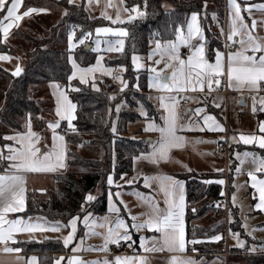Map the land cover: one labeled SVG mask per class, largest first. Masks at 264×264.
Segmentation results:
<instances>
[{
  "label": "snow or ice",
  "instance_id": "snow-or-ice-1",
  "mask_svg": "<svg viewBox=\"0 0 264 264\" xmlns=\"http://www.w3.org/2000/svg\"><path fill=\"white\" fill-rule=\"evenodd\" d=\"M74 0H68L69 4H72ZM123 2V0H121ZM23 0H0V13H3L0 18V33L3 34V38L6 40L10 30L13 27H18L20 21L24 17H28L33 13L46 12L44 8L28 7L22 13L20 12ZM229 8L233 13L232 21L230 25V34L227 40L232 44H238L240 47L236 51H230L223 53L219 50L215 52V62L211 63L205 55V45L202 42L204 37L201 34V30L197 25V13L193 12L191 20L187 25V33L182 28L175 29V39L162 41L156 39L155 50L148 54V59L151 60L154 55H159L161 59L156 60L155 63H161V60L167 56L169 63L165 64V68L157 71L156 68H150L149 71L154 75L149 76V88H155L158 91L168 93H181V92H204L207 87L208 92L214 90L213 85L217 88L221 84V77H227V87L233 91H240L247 89L252 93H259L264 91V38L253 35L255 32L257 21L252 20L251 26L245 22V18L241 15V6L237 3V0H228ZM252 8L257 11L264 12V4L248 5L244 9L251 13ZM125 12H129L128 21L134 20L137 16H143L144 13L140 11L139 5H134L131 9L124 8ZM134 13L135 15H132ZM67 14V13H65ZM106 19H112L105 14ZM113 24H123L124 20L121 19L119 11L115 19H112ZM264 24V21H260ZM96 34H111L118 37H126L128 32L123 29L113 28H97ZM223 31V30H222ZM159 32H154L153 36H159ZM91 36V33L83 34L78 40H75V33H69L68 36V51L71 53L77 44H84ZM194 36L199 37L198 44L192 45L190 41ZM234 37H239L234 39ZM96 48L94 51H100V41L96 40ZM108 44L107 51H123L124 40L118 39L115 42L105 41ZM152 43V41H150ZM181 46L190 48V54L187 55V59L182 58L180 53ZM12 59L6 55H0V60ZM102 58H97L96 65L99 66ZM139 57L133 55L132 62L136 68L142 67L137 63ZM68 61L72 65L71 75L67 77L69 84L68 89L71 91H80L79 88L73 87L71 81L79 76L80 83H87L86 77L88 74L96 70L95 67L80 68L72 55L68 56ZM175 62L178 67L174 68L171 75H166L165 71L168 68L173 67ZM23 69L17 65L13 76H19ZM106 72H111V69H105ZM119 79V77H114ZM126 87V82L121 81ZM52 87L56 89L53 95H56V115L60 120L67 121V128L75 131V127L72 123L76 116L74 115L77 105L74 104L68 97L67 92L61 89L59 84H53ZM92 87L96 89L95 83ZM98 90V89H96ZM123 91V89H121ZM58 93V95H57ZM168 103H165V97H159L161 105L164 109V115L160 117L161 123L151 120L145 127V132L157 133L156 140L145 141L150 146V151L142 152L140 156L134 157V159H146L153 164L159 165L162 161H169L172 159L171 153L175 149H182L186 143H188L186 137L182 134L189 131H204L205 128L209 131L223 132L224 128L216 122L215 118L205 113V108L198 107L195 109V115L199 116L203 121V126L200 124H193L189 122L187 124L180 122V116L177 112V105L179 100L175 96H169ZM181 99H191L190 97H182ZM253 108L252 111H257L256 96L252 97ZM260 111H264V96L260 97ZM219 107V104L215 105ZM119 111V106L117 107ZM202 113H205L201 116ZM26 123V131L18 132L14 135L5 136V140L13 141V144L4 145L7 149V155H4L0 151V165L4 161H7V166L3 168V172L0 173V245H4L2 251L4 253H18L20 248L9 246V242L12 244L17 243L14 239L15 233H35L37 231H53L58 232L61 227H68L70 231L66 237L63 238L64 247L67 248L75 238L77 231V221L79 217H73L68 221V224L61 225L58 222L52 225H46L44 223H29L23 218H16L9 220L6 218L9 213H18L25 210V194H26V176L29 173H51L58 169L66 167L65 164V137L56 132V129L60 127V122L48 123L47 127L52 130V144L49 150L42 151L40 147L41 137L32 130L31 119ZM141 115L147 117V112L141 109ZM260 135H241L240 140L248 144H256L260 149H264V122H260L258 125ZM112 131L115 132L116 128L113 125ZM208 141H195V143H203ZM47 148V145H44ZM236 158L240 160L241 164H244L248 158H251L252 164L255 166V172H250L249 177L252 183V187L259 192V202L254 205L255 209L264 211V179H258L255 173H264V157L256 155L254 152L237 153ZM186 167L185 165H182ZM222 171V170H218ZM239 173L240 167L236 168ZM124 179L123 176L120 177ZM136 178L127 180L126 183L131 185ZM107 183L112 186L115 182L113 176L107 177ZM157 185L158 191L164 196V207L161 208L159 202L154 197L145 195L142 192H134L135 195L143 204L147 206V211L143 213L146 219L143 222L137 223L139 219L137 216H130L132 221L131 225L126 223L125 219L120 217V207L113 200V194L109 192L108 196V212L116 215L115 221L109 220L106 216L103 221L97 223L96 220H91V214L84 216L85 227L88 231L85 236H99L103 243L100 246H90L83 248L84 239L80 240V243L71 249L73 253L80 251H101L104 253H110V245L120 246L121 242L132 241L131 229L141 231L147 229L159 233V236L147 238L140 237L139 247L144 252H164L169 253H185L186 244L192 245L201 243L200 240L192 239L186 241L185 239V226H184V182L175 179L171 175L157 174L143 177V185L145 188H151L152 184ZM211 183V181H206ZM216 183L223 184V180H218ZM119 188L120 185H117ZM120 192L117 191L115 196L120 197ZM86 201H93L95 199L91 194L86 196ZM233 203H235V195H233ZM120 204L123 201L120 200ZM126 208V206H125ZM31 220V217L28 218ZM107 226L105 233L96 232V227L104 228ZM246 227V225H245ZM254 229L253 231H255ZM237 239V245L241 248L245 246V242L239 239V233H232ZM221 236L215 235L211 237L212 241H219ZM150 246H146L149 245ZM135 243V241H132ZM132 247V244H129ZM253 250L254 249H250ZM192 251H196L195 248ZM64 257H60L55 261V264H61ZM36 257H31L27 261V264H36ZM149 264L146 257L143 256H121L115 255L111 260L105 257L103 260H95L86 262L78 256H71L67 259V264ZM2 264V262H0ZM168 264H200L199 261L191 257H181L178 255H172L168 261Z\"/></svg>",
  "mask_w": 264,
  "mask_h": 264
},
{
  "label": "trees",
  "instance_id": "trees-1",
  "mask_svg": "<svg viewBox=\"0 0 264 264\" xmlns=\"http://www.w3.org/2000/svg\"><path fill=\"white\" fill-rule=\"evenodd\" d=\"M29 1L27 0V3ZM46 1L63 11L60 19L44 26L45 18L35 17L33 21L26 22L22 29L13 34L12 41L0 43V51L10 55L12 59L14 57L19 59L23 69L19 76H13L12 72L0 65V149H4V145L9 144V140L4 139L5 136L26 130L29 114L36 131H44L47 106L46 101L38 98L35 93L33 88L35 85L46 86L56 82L66 88L70 100L77 105L74 121L76 131L67 136L69 145L67 172L54 179L62 181L58 190L59 195L57 197L50 191L47 200H42L39 191L30 190L27 193L26 209L20 214L23 217H41L48 222H58L66 226L73 217L81 218L90 213L92 219H95L108 212V193L114 191L115 186L108 185L107 177L112 175L115 181L121 175L132 172L134 157L145 152L147 144L144 139H136L112 131L113 121L108 117V107L111 104L110 92H117L114 91V83L103 85L99 82V88L96 90L91 83L71 81L72 86L79 88L80 91H71L67 87L69 84L67 77L72 72L68 56L73 54L81 67L94 64L98 53L87 49V45H93L96 41L97 28L109 24L103 19L91 18L83 6L69 4L68 0ZM125 3L129 8L139 5L144 17L125 24L128 35L124 50L120 53L121 58L110 60L106 57L104 63L107 66H123L129 72L125 76L128 87L139 85L136 80L129 79L130 73L132 75L136 73L133 70L132 57L137 54L147 55L152 44L150 41L175 39V29L186 28L190 15L193 12L202 13L205 3L216 4L220 18L223 14V0H125ZM166 4L170 5L169 9L165 8ZM35 25H42V28ZM205 25L208 35L213 36L212 29L207 23ZM72 32L75 33V40L85 33H91V36L85 40V44H77V47L69 53L68 36ZM154 32H159L160 35L153 36ZM16 40L20 42L15 43ZM19 50L22 52L19 53ZM149 108L151 109V106ZM123 116L127 121L135 120V117H129L130 113H125ZM80 148L92 149V155L87 157ZM229 157L231 158V154ZM7 163L4 161L0 169L3 170ZM234 168L231 164L227 173L230 188ZM177 176L186 183L189 204L187 238L190 241L200 237L199 231L193 225L200 217V210L192 211L191 205L203 195L208 198L207 203L221 201L225 197V183L224 186L214 183L203 187L200 181L206 178L225 181L226 175L224 172L212 174L187 172ZM99 187L102 190L97 193ZM89 194L97 196L89 202L85 199ZM83 206L85 210L82 212ZM229 208H232L231 203ZM122 212L123 216L129 219L125 211ZM233 214L237 219V211ZM236 222L237 226L233 229L241 230L239 222L237 220ZM65 229L67 230L68 227ZM83 233L84 227L80 224L77 238H81ZM22 249L26 250V253L39 254V264H55L54 254L68 253L71 247L65 248L60 239H50L42 242H25ZM189 249H191L190 244ZM61 264H67V261L64 260ZM247 264H264V256L260 257L258 263Z\"/></svg>",
  "mask_w": 264,
  "mask_h": 264
},
{
  "label": "crops",
  "instance_id": "crops-1",
  "mask_svg": "<svg viewBox=\"0 0 264 264\" xmlns=\"http://www.w3.org/2000/svg\"><path fill=\"white\" fill-rule=\"evenodd\" d=\"M34 1L35 0H32L31 3ZM31 3H30V1L27 3V0H23L20 12L22 13L28 7L44 8V9H47V11L41 12V13H33L28 17H24L20 21L18 27H13L10 30L9 35H8L6 40L3 38V34L0 33V43L1 42L4 43L6 41H12L11 38H12L13 34L16 31L22 29L26 22L33 21V19L35 17L47 18L52 13H55L52 10L54 5H52L50 2H47L46 0H36L33 4H31ZM237 3L241 6V9H242L241 15L245 18V22L249 26H251L252 20L257 21V26H256V29H255V32L253 33V35L264 38V24L260 23V21H264V12L257 11L255 8H252L251 13L244 10L246 8V6H248V5L264 4V0H237ZM73 4L83 6L91 18L103 19L109 25H110V23H112V19L116 18L117 11H119V14H120V17L122 20L125 21L128 18L127 12L124 11L125 7L129 8L126 5L125 0H123V2H121V0H74ZM54 9H56V7ZM57 12L58 11H56V13ZM222 12H223V14H222V17L220 18L219 13L217 12V6L214 3H207V5L203 7L202 13L196 12L198 14L197 15V25L199 26V28L201 30V34L204 37L202 42L205 45V55H206V58L211 63L215 62V52L217 50H219L223 53H228L230 51L234 52L236 50L233 48V46L238 45V44H232L227 40V37L230 34V25H231L232 16H233V13L231 12V10L229 8L228 0H223ZM105 14L107 16L111 17L112 19H106ZM191 15H190L188 23L191 20ZM2 16H3V13H0V18H2ZM53 16H56V15H53ZM206 23L209 25V27L214 32V33H212L213 36L211 35V37L206 32V29H205ZM182 29L186 34L187 33V26H186V28H182ZM238 38L239 37H234V39H238ZM154 41H152L149 53L153 52L155 50ZM199 42H201L199 40V37L194 36L193 39L190 41V44L195 45V44H198ZM226 42L229 45H227ZM102 51H100V52H102ZM106 51H107V48H106ZM119 52H122V51H119ZM185 52L190 54V48L181 46V48H180L181 56H182V58L187 59V55H185ZM148 54L147 55H138V54L135 55V56L139 57V60L137 61V63L141 64L142 67L136 68V66L133 64V70L136 72H139V73H144L145 74L144 75L145 82L143 83V85L136 84V86H131V87H128V82H127L126 78L124 77L126 69L123 66H118V67L107 66L104 63V59L102 57L101 65L105 66V69H111L110 73L107 72L106 77L111 78V81L115 82V84H117L120 87L118 92H114L113 94H110L111 104L108 107L109 118L113 121V125H115L116 132H118L117 128L120 129V131H126V127L123 125V124H125V122L130 123L129 124L130 126L132 124H138L139 127L137 129V132L134 133V132H131L128 130L127 135H129L132 138H136V139H144L145 141L155 140V138L157 137L158 134L155 132H145L144 129L147 126V124L150 122V119L155 120V122H157V123H161L160 117L162 115H164V109H163L161 102L159 100V97H161V96L165 97V103L169 102L167 99L169 96H175L180 101L179 104L177 105V112H178V115L180 116V122L181 123L187 124L189 122H192L193 124L198 123L201 126H203L202 119L199 116L195 115V109L198 107H203V108H205L206 114L213 116L217 123L220 122V125L224 128V131L223 132L209 131V130H207V128H205L204 131H198L197 130V131H189V132L182 133L186 137L188 143H186L182 149L173 150L171 153V157H172L171 160L162 161L159 165H156V164H153L146 159H134L132 172L121 175L124 177L123 180H121L120 178L115 180L114 181L115 183L113 184V186H115V190L112 192L110 191V192L113 194L114 202L121 209L120 217L125 219L126 223L131 225L132 221L130 219H126L123 216L122 211H125L128 218L130 216L139 217V219L136 221L137 223L143 222L146 219V217L143 215V213H145L147 211V206L145 204H143L132 193L142 192L145 195L152 196L155 198V200L157 202H159L161 208L164 207V203H163L164 196L162 193H160L158 191L157 185L155 183H153L151 188H145L144 187L143 177L145 175L152 176V175H157V174L162 173V174L171 175L175 179L183 181L184 182V196H185V207H184L185 239H186V241H188V238H187V211H188V205L189 204H188L187 193H186V183L184 180L179 178L177 175L181 174V173H187V172L212 174V173H216V172L226 171V169H227L226 166L228 167V164H229V160H228L229 156L226 155V153H223L225 155V159H226V161H225L226 166L223 169L224 171L223 170L218 171V169H216V167H217L216 162L211 163L212 161L214 162V159H212V161L208 162V163L203 161L205 158V152H203V150H202L203 148H201L202 146L199 145V143L198 144L195 143V141H197V140L202 141L204 139L203 136H205V135H208L209 137H214L216 140V145L223 143L225 140H228V142L230 144V148H231L230 161H231V164L234 165L235 170H236V168L240 162V160H238L237 158H234L237 153L242 154V153L248 151V152H254V153H256V155H258L260 157H264V149H260L258 147V145H256V144L246 145L240 140L241 135H252V134L260 135L259 130H258V125L260 122H264V111L259 110V108H260L259 100H260V97H262L264 95L261 93H254V95L256 96V107H257V111L254 113L252 111V108H253L252 97L254 95L252 97H249L248 93H250V92L247 89H242L240 91H233V90L229 89L227 87V77L226 76L221 77V84L218 88L215 85H213L214 90L212 92H208L207 87L205 88L204 92L188 91V92H181V93H168V92L158 91L155 88H149V86H148L149 85V76L154 75V73H151L149 71V69L150 68H156L157 71H160V70L165 68V64L169 63V61L167 59V56H165L164 59L161 60V63L156 64L155 61L161 59V57L159 55H154L152 57V59L149 60ZM0 55H6V56L10 57V55H8L7 53L1 52V51H0ZM71 55H72L73 59L76 61L74 55L73 54H71ZM0 63L1 64L3 63L5 65L6 64L16 65L14 67V69L11 70V72L15 71L17 65H19L21 67L20 61L13 62V59H10L7 61L0 60ZM76 63H77V61H76ZM172 63H173V67L168 68L165 71L166 75L170 76L173 69L178 67V65L175 62H172ZM78 66L80 68H86V67H81L79 64H78ZM100 76H99V78H100ZM102 76H104V75H102ZM78 77L79 76H77L72 81H77ZM114 77H119V79H114ZM121 81L126 82L127 86L125 87L124 84L121 83ZM99 82H101V81L97 80L95 77L90 82L83 83V84L95 83L96 89H98L99 88ZM53 84H58V83L52 82L46 86L35 85L33 87L34 89L37 88L38 91H41V95L43 94L42 97H40L41 100H44L46 102H48L50 100V103H52V107H51V111H50V119H47V118L44 119V122H45L44 131H42V132L36 131L33 121H31V125H32V130L34 132H36L38 135H40V137H41V141H40L41 150L47 151L50 149L51 144H52V130L49 129L47 127V125H48V123H55L57 121L60 122V127L58 129H56V132L60 135H64V137H65V156H66L65 164H66V167L63 169H58L57 171L51 172V173H29V174H27V176H26L25 209H26L28 191H30V190L40 191L41 188L44 187V185H46L48 182L50 183L51 180H54L53 178L56 177V175L66 171L68 169L67 159H68L69 145H68L67 136L69 134H74L76 129H75V131L68 129L67 128V121L60 120V118L56 115V108H57L56 95H53V93L56 91V89L54 87H52ZM132 87H134L136 89H142V90L144 89L145 90V98H144L145 102L144 103L124 101L122 99L124 93L126 92V90L128 88L134 90V88H132ZM225 88H227L230 91V93H228L227 95L223 94V91L225 90ZM61 89L66 91V88H64L62 86H61ZM121 89H123V91H121ZM57 95H58V93H57ZM67 95H68V92H67ZM49 97H50V99H49ZM68 97H69V95H68ZM182 97H190L191 99H181ZM216 104H219V107H216L215 106ZM46 105H47V103H46ZM118 106H119V111H117ZM150 106H151V109L149 108ZM141 109H143L145 112H147V114H148L147 117L141 115ZM184 109H185V111H184ZM125 113L132 114L133 117H135V120H133V121L128 120L127 121L123 116ZM205 113H202L201 116L204 115ZM74 115L76 116V111H75ZM74 121H75V119L72 121L73 125H74ZM144 134H147V137H145ZM12 135H14V134H12ZM13 143H14L13 141H9V144H13ZM44 145H47L48 147L45 148ZM191 145L195 146V147H199L201 149H199V151H197V149H196V151H193L195 154L190 155V156H193V158H195V160H193V165L191 166L192 168L195 167V169H193L192 171L185 172V167H183L182 165H184V163L185 164L187 163L188 158L183 157V155H180V160L182 161V164L180 165V161H179V159H178V161H176V157L181 152H189L190 153V150L192 149ZM146 147H147V150L145 152H148L151 150L150 146L148 144L146 145ZM216 150H217V146H216V149L214 151H212V153L214 154ZM0 151H2L3 154H4V151H6V153L4 155L8 154L6 148L0 149ZM140 155H141V153L138 156H140ZM138 156H136V157H138ZM249 159L250 158H248V160ZM245 162H246V165L248 166L247 161H245ZM181 167H183V168H181ZM187 169H190V168H187ZM248 171L255 172V169L252 170L251 168H249V170H245V172H247V173H248ZM2 172H3V170L0 169V173H2ZM257 175H260V179H264V173H257ZM134 177L136 179L134 180V182L131 185L126 183L127 180H131ZM218 180H222V179H218ZM218 180L216 179L214 181V183L219 184V183H216V181H218ZM212 182H213V180H212ZM224 183H225V181H224ZM117 185H120V187L118 188ZM138 185H140L144 190L142 188H139ZM219 185H223V184H219ZM232 188L233 187L231 186V191H232ZM117 191H119L121 194L119 198H117L115 196V193ZM231 191H230V194H231ZM108 196H109V193H108ZM256 198H258V197L255 196V199ZM120 200L123 201V204H120ZM125 206H126V208H125ZM231 207H233V206H231ZM21 213L22 212L9 213V214H7L6 218L9 220L16 219V218H23L26 222H29V223L39 222V223H44L46 225H52V222H48L45 219L40 218V217H31V220H29L28 219L29 217H23L20 215ZM108 214H111L109 220L115 221L116 215L113 213L107 212L106 214H103L102 216L108 215ZM100 216H98V218H97V219H99L98 223L101 222L100 218H99ZM83 218L84 217L79 218V220L77 221V231H76L75 238H74L73 242L71 244H69V246H68V247H71V249L80 243V240L82 237L84 239V243L82 246L83 248H88V247L92 246L91 244H89L91 242L94 243V246H97V247H98V245H101L100 240H98V238L97 239L91 238V237H95V236H85V233L88 231V228L85 227ZM90 219L94 220V218L92 219V216L90 217ZM80 224L84 227V233H83L81 238H77V232H78V228H79ZM68 230L70 231V228H68ZM100 230H101V228L97 227L96 232H99ZM130 230L136 232V234H134V236H132V241H135V243H132V241H128V242L122 241L120 246H119L120 250H122L121 252L123 253L121 256H143V257L147 258V260L149 261V264H168V261L172 255H178L181 257H191V258L199 261L200 264H207L213 258L224 259L225 264H235L230 260L231 258H245V254H244L245 252H242V251L240 252V250H233V251L243 253L244 255L236 254V253L229 254V250H232V249L227 244H226V247H227L228 253H225L224 252L225 250L223 252H216V253L210 252L212 254L209 256H208V254L206 255V254H203V253H200L197 251H192V248L189 249L190 243L186 244L185 253H169L168 251L144 252L139 247L140 237H147V238H152L154 236L158 237L159 233H156L154 231H149L147 229H144L141 231H136L135 229L130 228ZM63 233H64V230H62V229L58 232H53V231L40 232V231H37V232L31 233V234L30 233H15L14 239L17 241V243L12 244L11 242H9V246L20 248L21 251L18 253H4L2 251V254H0V262H2V264H3L8 259H15L17 261H21V264H27V261L30 260L31 257H36L37 258L36 264H39V254L34 253V252L26 253L25 252L26 250L22 249L23 244L25 242L32 243V242H42V241L50 240V239H58V237L52 238V235H55V234H58V235L62 234L63 235ZM45 235H48V236L51 235V237L50 236L48 237ZM67 235L68 234H66V236ZM66 236H64V237H66ZM60 240H62V242H63V239H60ZM88 240H90L91 242H89ZM214 242L215 241H211V243H214ZM129 244H132V247H129ZM146 246H150V242H149V245H146ZM0 247L2 250L4 245H0ZM260 252H261V254L264 253L263 250ZM99 253H104V252H101V251H80V252L73 253L70 250V252H68V253L60 254L59 256H57V258H56V255H54L55 256L54 263L60 257H64L65 258L64 260L67 261V259L71 256H78L82 260H84V258H88L87 262L95 261L93 258L98 257V256L101 258L99 260H103L105 258V256H100V255H98ZM127 253H130V254H127ZM132 253L135 255H132ZM246 255L256 256L255 254H249V253H247ZM206 256H208V257H206ZM107 258L110 260L112 259L111 257H108V256H107ZM202 258H207L208 260L205 261V263H204L202 261ZM64 260H62L61 263ZM134 264H135V262H134Z\"/></svg>",
  "mask_w": 264,
  "mask_h": 264
},
{
  "label": "rangeland",
  "instance_id": "rangeland-1",
  "mask_svg": "<svg viewBox=\"0 0 264 264\" xmlns=\"http://www.w3.org/2000/svg\"><path fill=\"white\" fill-rule=\"evenodd\" d=\"M31 1L32 0H30V3H31ZM34 2H32L31 4H33ZM206 5H207V3H205L203 6H206ZM169 7H170L169 4L165 5L166 9H169ZM54 8H55V6L53 7L52 10L55 13H52L50 16H48L47 18L44 19V21H43L44 26L51 25L53 22H56V20L61 18L63 11L57 7H56V9H54ZM58 9H59V11L56 13V11ZM128 9H131V8H128ZM127 14L129 16L130 13L127 12ZM53 15H56V16H53ZM132 15H135V14L132 13ZM142 17H144V15L143 16H137L135 19H139ZM128 22H130V21H128V18H127L125 20V23H123V24L110 23V25H108L106 27H102V28H113V29L123 28L126 30L125 24ZM35 26L40 28V29L42 28L41 27L42 25H38V26L35 25ZM118 39L124 40V47H125L126 37H118V36H113L111 34H107V35L100 34L95 40L100 41V51H102V50L103 51L102 52L95 51V52L99 53L96 57V61H97V58H102V57H103V59L108 57V59H110V60H112V59L119 60L121 58V56H120L121 52L106 51V48H108V44L105 43V41L115 42ZM18 42H20V41L19 40L15 41V43H18ZM74 42H75V38H74ZM84 44H85V42H84ZM88 46H89L88 49H90V50H93L96 48L95 42L93 45L88 44L87 47ZM123 50H124V48H123ZM21 52L22 51L19 50V53H21ZM18 61H20V60L15 58V57L13 58V62H18ZM96 61L94 64L90 65L89 67H86V68H90V67L96 68V70L94 72L88 74V76L86 77L87 81L90 82L91 80H93L96 77V79L101 81V83L103 85H105L106 83H114V85H115L114 91L117 90V92H118L120 87L117 84H115V82L111 81V78L106 77L107 72L104 71L105 66L101 65L102 59H101L99 66L96 65ZM0 65L2 67H4L9 72H11V70H13L14 67L16 66L14 64H11V65L6 64L5 65L3 63L2 64L0 63ZM115 67H118V66H115ZM126 73L128 74L129 72H127V70H126L124 77L126 76ZM100 75H104L103 80H100V78H99ZM130 75H131V77L129 79H132L134 81L136 80V82H139V84H141V85H143V83L145 82V78H144L145 74L144 73L140 74V73L136 72V73H134V75H132V73H130ZM77 81L80 82L79 77H78ZM134 86H136V85H134ZM132 88H134V87H132ZM35 89H36L35 93L38 95V98L42 97L43 94L41 95V91H38L37 88H35ZM113 93L114 92H110V94H113ZM110 94H109V96H110ZM144 98H145V90L144 89L142 90V89L134 88V90H133V89L128 88L126 90V92L124 93L122 99L124 101L144 103L145 102ZM49 99H50V97H49ZM46 103H47V105H46L47 110H46L45 116L47 119H50V111H51L52 103H50V100ZM184 111H185V109H184ZM108 117H109V114H108ZM129 117L132 118L133 115L130 114ZM218 123L220 124V122H218ZM129 124L130 123H128V122H125V124H123L126 127V131H120V129L117 128L118 133L120 134V132H121V134L127 135L128 130L136 133L139 125L138 124H132L130 126ZM144 136L147 137V134H144ZM203 137H204V139L202 141H208V142L199 143V145L202 146L201 148H203L202 149L203 152H205V158L203 161L208 163V162H211L212 159H214V162L212 161L211 163L216 162V164H217L216 169L223 170L224 167L226 166V162H225L226 159H225V155L223 154L225 152L221 151V150H216L215 153L213 154L212 151H214L216 149V146H217L215 138L209 137L208 135H205ZM156 139H157V137L155 138V140ZM191 148L192 149L190 150V153L189 152H181L176 157V161H178V159H179L180 165L182 164V161L180 160V155H183V157L188 158L187 163L186 164L184 163V165L190 169H187L185 167V172L192 171L193 169H195V167L194 168L191 167L193 165V160H195V158H193V156H190V155L191 154L194 155L195 153L193 151H196V149H197V151H199V149H201L199 147H195L192 145H191ZM80 151L82 153H84L87 157H89L92 155L93 150L92 149L89 150V148L88 149L87 148H80ZM229 151H231V148ZM228 156H230V152H229ZM234 158H236V156ZM228 160H229L228 167L226 166V168H227L226 171L223 170L225 175H226L225 176V183L227 182V184H228L227 173H228L229 166L231 165L230 157ZM246 161L248 163V166L246 165V162L244 164H241L239 162V165L237 167H240L241 171L238 173L235 170L233 175H232V178H233L232 179V185H231L233 187L232 191H231L230 185H228V192H229V189L231 191V194L228 195V199L231 201V202L229 201L231 203V206H233L231 208L232 210L230 208H229V210H227L225 207L219 206V204H218L219 201H216L214 203L213 202L207 203L206 200L208 198L204 195L202 197H200L196 202H194L191 205L192 211L193 210H200V213H199L200 217L198 218L197 221H195L193 223V225L196 227V229L200 233V237L195 238V239L201 241V243H198L195 245L190 244L191 248L192 249L195 248L197 252H200V253H203L206 255L208 254V256H209L212 253L223 252L224 250H225L224 251L225 253H228V250L226 247V244H227L232 249V250H229V254H232V253L241 254V255L245 254V258H231L230 260L235 264H247L248 262L249 263H252V262L258 263L260 260V257L262 256L260 251H262V250L264 251V211H260V210L254 208V205L259 202V192L251 186L253 183V181H251V179L249 177V173L251 171H248V173H247V172H245V170H249V168L254 170L255 167L251 162V158L249 160L247 159ZM181 168H183V167H181ZM66 172H67V170L56 175V177L57 176L61 177ZM257 173H255V174H256L257 178L260 179V175H257ZM53 179H55V177ZM58 180H51L50 183L48 182L46 185H44V187L41 188V190L38 193H39L40 198L42 200H47L50 191H52V194L55 193L54 195L58 197V195H59L58 190H59V188L61 186L60 184L62 182V181H60V180L58 181ZM212 180H213V182H212ZM215 180H216V178H210V179L206 178L205 180L200 181V184L203 187H207L210 184H214ZM206 181H211V183H206ZM101 190H102L101 187H99V190L97 193H99ZM233 195H235V203H233ZM96 196L97 195L95 194L94 197L96 198ZM255 196H257L258 198L255 199ZM205 202H206V206L204 207ZM84 210H85V208L83 206L81 211L83 212ZM236 211L238 213L237 219L235 218V216L233 214V212H236ZM84 216L85 215H83L82 217H84ZM106 216L108 218H110L111 214L104 215V216L101 215L99 217L100 221L102 222L103 218ZM97 218L98 217H96L94 220H96L98 223L99 219H97ZM236 220L239 222V225L241 226V230L233 229V227L236 228V226H237ZM245 225H246V227H245ZM61 229L64 230L63 235L62 234L61 235L55 234V235H52V238L58 237V239H63L64 236H66V234L69 233L68 232L69 230L68 229L66 230L65 227H61ZM96 229H97V227L94 230L96 231ZM254 229H256V230L253 231ZM106 231H107V226L105 228H101V230L99 232L105 233ZM131 233H132V236H134V234H136V232H134V231H131ZM232 233H239V239L243 240L245 242V246L243 248H241L237 245V239H236V237H234L232 235ZM215 235L221 236V239L219 241H215L214 243H211V241H212L211 237H213ZM45 236H48V235H45ZM49 236L51 237V235H49ZM91 238H94V239L98 238V240H100V244L103 243L101 237H99V236H95V237H91ZM88 241L91 242L90 240H88ZM89 244L94 246V243H92V242ZM98 246H100V245H98ZM111 246L112 245H110L109 247H111ZM117 248L120 252L122 251V250H120V247H117ZM250 249H254V251L250 250ZM233 250H240V252L242 251L245 253L243 254V253L233 251ZM210 252H212V253H210ZM247 253L255 254L256 256L246 255ZM127 254H130V253H127ZM54 255H56V258H57V256H59L60 254H54ZM98 255L103 256V253H99ZM132 255H135V254L132 253ZM208 256H206V257H208ZM105 257H107V256H105ZM87 259L88 258H84V260L86 262H87ZM93 259L99 260L101 258L98 256V257H95ZM207 260H208L207 258H202V261L204 263ZM3 264H21V261H17L15 259H8ZM207 264H225V260L219 259V258H213Z\"/></svg>",
  "mask_w": 264,
  "mask_h": 264
},
{
  "label": "built area",
  "instance_id": "built-area-1",
  "mask_svg": "<svg viewBox=\"0 0 264 264\" xmlns=\"http://www.w3.org/2000/svg\"><path fill=\"white\" fill-rule=\"evenodd\" d=\"M226 44L229 45L227 42H226ZM233 48L235 50H237L239 48V45H234ZM185 55H188V53L185 52ZM103 79H104V76L101 75L100 76V80H103ZM228 93H230V91L227 88H225V90L223 91V94L227 95ZM259 93L264 95V91H261ZM253 95H254V93H252V92L248 93L249 97H252ZM217 150L224 151L226 153V155H228L229 152H230L229 151L230 150V144H229L228 140H225L223 143L218 144L217 145ZM224 185H225L224 186V193H225L224 196L225 197H224V199L219 201L218 204H219V206L225 207L227 210H229L230 202H229V199H228V184H227V182ZM0 254H2L1 247H0ZM122 254L123 253L120 252L115 245H112L110 247V253H103V256H108V257L113 258L115 255H122ZM261 255L264 256V253L261 254Z\"/></svg>",
  "mask_w": 264,
  "mask_h": 264
},
{
  "label": "water",
  "instance_id": "water-1",
  "mask_svg": "<svg viewBox=\"0 0 264 264\" xmlns=\"http://www.w3.org/2000/svg\"><path fill=\"white\" fill-rule=\"evenodd\" d=\"M89 48V46L87 47V49Z\"/></svg>",
  "mask_w": 264,
  "mask_h": 264
}]
</instances>
